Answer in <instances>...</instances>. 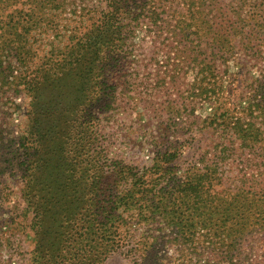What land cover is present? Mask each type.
I'll return each mask as SVG.
<instances>
[{"label": "trees", "instance_id": "obj_1", "mask_svg": "<svg viewBox=\"0 0 264 264\" xmlns=\"http://www.w3.org/2000/svg\"><path fill=\"white\" fill-rule=\"evenodd\" d=\"M68 15L87 27L51 33L46 24ZM38 28L56 43L30 47ZM80 44L85 58L71 51ZM5 53L28 64L21 84L11 66L19 62ZM55 56L59 72L49 67ZM73 63L79 89L49 106L41 90L71 87L63 69ZM4 65V85L29 99L31 123L7 153L22 150V197L39 232L31 264H102L101 253L103 264L114 255L128 264H264V0H0V75ZM83 106L86 127L75 124ZM98 113L103 205L91 207L101 218L91 212L79 226L80 183L93 182L84 195L96 187ZM51 158L58 166L40 204L32 180ZM85 163L93 166L84 175ZM98 231L103 252L92 244Z\"/></svg>", "mask_w": 264, "mask_h": 264}, {"label": "rangeland", "instance_id": "obj_2", "mask_svg": "<svg viewBox=\"0 0 264 264\" xmlns=\"http://www.w3.org/2000/svg\"><path fill=\"white\" fill-rule=\"evenodd\" d=\"M86 5L89 7L91 6V2H87ZM87 13V12H85ZM80 15L74 17L73 15H68L58 20H55L52 24L47 25V28L51 30V33L56 34H64L66 36L64 30L68 28H86L87 27V18H82ZM72 26V27H71ZM41 31L38 29L33 30V39L30 43V47L34 50L35 48H39L43 46V48H47L54 43L52 37H45V35L40 33ZM41 34V35H40ZM58 40H61L59 37ZM77 42V41H76ZM75 41L71 40V46L76 43ZM27 44V45H28ZM84 44L77 45L74 47L73 56L75 58H85V53L87 52V48L84 47ZM39 54L40 52L37 51ZM11 54L5 53L3 56V60L10 59L11 61L15 62L17 60L19 63H14L11 65L12 67H17V72L13 75V80L15 83H20L21 72L26 71V67L28 64L22 63L16 58H10ZM50 69L52 72H59L61 70V62L55 56L52 59L50 65ZM81 69V63H73L70 68H66L63 70H67L69 72L68 81L71 82V87L65 88L63 85V91L57 92L60 89H56L55 86H50L49 88H44L41 90L42 94L48 96L50 98L49 106H53L54 101L62 102L64 99L68 98L69 91L70 95L76 94L77 89H79L80 77L78 78V72ZM2 74L0 75V200L1 198H6L7 201L1 202L0 201V264H31L33 261V257L36 253V247L39 241V232L38 228L35 226V219L34 214L31 211L27 210V205L25 200L22 197V193L25 190V182L22 171L20 169V164L23 162V156H21L22 150L17 152L16 159H11L10 155L7 153V149L10 148V142L12 140V149L18 148V145L14 144L15 142H19L15 138H18L20 132L26 124L31 123L29 120V99L21 93L11 91L7 88L4 83L6 82L5 79L7 75L11 73V70L8 69L7 65L1 67ZM83 70V69H82ZM21 84V83H20ZM84 95V92L82 93ZM81 94L82 103H85L84 98ZM80 96V93H78ZM54 100V101H53ZM87 106V105H86ZM86 106L81 108V111L76 112L75 117L79 119L78 122L75 124H83L84 127L88 125L86 123L88 120L85 119L84 112L86 110ZM36 108L40 110V106L36 104ZM205 114V112H203ZM82 117V118H81ZM99 120L96 123L97 126L95 128L96 131V138L98 140L96 153L99 154V157L96 159L95 165L98 168L96 171L97 181L94 183L95 192L91 193L90 195L87 192H84L85 187L89 183V178L83 179L81 184L80 191L83 194L84 202L80 197V200L74 206H79L75 212L79 213L77 220L83 219L77 223V225L81 226L83 222L86 221V218L89 213L94 212L95 215H98V220H100L101 215L100 212L96 209L91 207V205H98L97 207L103 205V116L98 113ZM53 125L52 128L50 124ZM56 121L54 118H50L46 124H48L50 132V140L53 139V135L55 133L56 128ZM43 124V122H42ZM42 124L41 122L34 121L35 129L41 134L42 133ZM49 132V133H50ZM85 141L78 140V145H83ZM84 146V145H83ZM66 148V147H65ZM69 148V147H67ZM19 149V148H18ZM11 150V149H10ZM45 166L44 173H42L41 177L38 178L37 176L41 174V171H38V175H36L32 180V191H30L35 198L38 199V202L41 204L43 202L42 196L44 195V191L40 192V189L47 185L48 182H53L54 176L56 174L55 168L57 161L54 158L49 159L47 162H40ZM93 163H85L83 167V174L87 171L91 172V167ZM39 169V170H42ZM4 175V176H3ZM3 176V177H2ZM79 183V182H78ZM93 182L89 183V186H92ZM72 191V189H71ZM73 194V193H72ZM91 197V200L88 199ZM3 201V200H2ZM38 204V203H37ZM95 216V217H96ZM46 220L44 222H48L49 224L54 225L56 222L57 224V217L53 216H46ZM103 221V216L102 219ZM58 226V224H57ZM103 226V225H101ZM91 238L93 239L92 244L98 245L96 248L98 250L103 249L100 248L103 245V232L98 231L97 235L91 233ZM101 260L103 264V255L101 253ZM105 264H128L123 257L119 255H114Z\"/></svg>", "mask_w": 264, "mask_h": 264}]
</instances>
